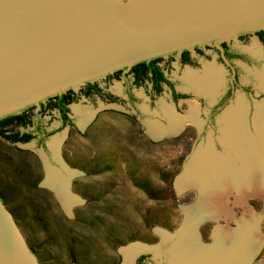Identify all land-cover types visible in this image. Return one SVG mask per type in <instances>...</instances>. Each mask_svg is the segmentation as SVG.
<instances>
[{"label": "rangeland", "instance_id": "obj_1", "mask_svg": "<svg viewBox=\"0 0 264 264\" xmlns=\"http://www.w3.org/2000/svg\"><path fill=\"white\" fill-rule=\"evenodd\" d=\"M229 83L177 91L188 96L184 101L175 102L170 92L138 100L135 106L126 103L73 116L72 126H63L61 119L44 123L52 131L47 149L35 140L11 146L0 139V151L53 264H135L140 256L146 258L140 264H174L171 250L184 232L187 245L193 240L195 247L206 249L230 242L228 231L238 238L248 227L262 243L255 246V237L246 242L253 251L246 264H264V198L236 204V195L227 192L229 215L201 218L202 194L185 183L186 168L198 152L203 156L212 145L215 155L228 154L221 144L228 112L245 107L248 128L258 133L264 78L241 80L246 90H237L214 120L209 119L210 107ZM167 111L180 120L195 117L197 124L186 119L178 133L171 134ZM156 127L167 133L155 137ZM261 169L264 176V165ZM50 173L66 178L70 194L79 200L71 210L46 183ZM23 176L36 189L25 188ZM164 235L170 241L165 242ZM133 246L146 251L131 260L127 251ZM232 264H240L239 258Z\"/></svg>", "mask_w": 264, "mask_h": 264}, {"label": "water", "instance_id": "obj_2", "mask_svg": "<svg viewBox=\"0 0 264 264\" xmlns=\"http://www.w3.org/2000/svg\"><path fill=\"white\" fill-rule=\"evenodd\" d=\"M262 30L264 0H0V119L71 89L70 117L129 103L127 81L112 74L160 57L176 91L231 82L223 43L248 57L235 62L240 80L264 78ZM185 50L190 64L180 61ZM128 79L137 101L171 92ZM87 83L115 102L86 97ZM40 117L60 120L55 109ZM7 185L17 187L0 151V264H53L18 188L7 195Z\"/></svg>", "mask_w": 264, "mask_h": 264}, {"label": "bare ground", "instance_id": "obj_3", "mask_svg": "<svg viewBox=\"0 0 264 264\" xmlns=\"http://www.w3.org/2000/svg\"><path fill=\"white\" fill-rule=\"evenodd\" d=\"M216 84L204 85V90L206 88H214ZM260 107L263 115L256 118L255 127L257 128L256 132H258L256 135L251 133L248 128L246 108L239 105L236 109L228 112L222 122L225 127L222 129L224 137L221 139V144L227 149L228 154L226 156L220 153V156L218 154L215 155L217 153L216 150L212 145H209L206 154L203 155L204 157L198 152L195 158L191 160L190 166L186 168V175L189 178L186 179L185 183L198 187L203 197L202 203H200L198 208L200 214L204 213L201 218L211 215L215 216L217 220L223 214L229 215L226 213L229 211V199L225 197L227 192H233L236 195V204L247 203V200L252 197L264 198V176L261 169V165H264V105H260ZM165 113H167L173 125L171 134H177L182 122H185L186 119H191L193 122L196 120L195 117L180 120L168 111ZM166 133L162 127H156L153 130L155 137H162ZM250 154L252 155L250 156ZM232 165L241 166L234 168ZM200 171H202V174ZM46 183H49L53 190L59 194L67 210H71L74 204L79 201L70 194L66 178L60 180L54 173H50ZM218 186L219 188L221 186L222 190L217 189ZM261 217H264V213L261 214ZM237 223L239 226L243 224L238 221ZM248 228L250 233L248 231L240 233L238 238L234 236L236 233L228 231L226 237L227 239L231 238L230 242L223 240L220 245L217 242L213 247L206 249L195 247L197 246L196 241L193 240L189 243L191 246L187 245L185 241L187 232H184L177 238L178 244L175 245L176 247L174 246L171 250L174 257L173 263L232 264L238 258L240 264L249 263L252 259L249 256L252 255L253 251L251 252V247H248L250 244H246V242L251 241L253 237H255V246L262 242H259L258 234H253L254 230L250 227ZM166 236L164 235V241H170V238ZM191 236L193 235L191 234ZM239 249L241 252L238 251ZM247 249L249 250L247 251ZM145 251L146 249L143 247L133 246L128 249L127 257L132 260L139 253Z\"/></svg>", "mask_w": 264, "mask_h": 264}, {"label": "flooded vegetation", "instance_id": "obj_4", "mask_svg": "<svg viewBox=\"0 0 264 264\" xmlns=\"http://www.w3.org/2000/svg\"><path fill=\"white\" fill-rule=\"evenodd\" d=\"M247 35H249V33H244V34H241L239 36L245 37ZM256 35H257L258 40L260 42L264 43V30L256 32ZM222 45H225L226 48H223ZM221 47H222V51H219L220 58L232 70V78H231V82L229 83L230 84L229 87H227L224 90V92L214 102V105H212L210 107V118L209 119L211 121H213L214 118L216 117V115L221 110H223V108L226 107L231 102V100L233 99V97L235 95V92L237 90H239V89H245L246 90L245 86H243V84L241 83L239 69L235 65V62L238 61V62H242V63H247L248 62V57L246 56L245 53H243L241 51H238V50H235V49H232L227 43L221 44ZM195 50L196 51H200L201 47H196ZM184 52H188V57H189V61L188 62H184L183 61ZM184 52L180 56V61L182 63H189L190 64L191 63V58H190L189 50H185ZM174 54H177V53H174ZM174 54H171V55H174ZM157 59H160V61L157 62V63L160 66L161 72L163 74V77L166 80H165V82L164 81H158L157 84H156V82L153 79L154 78L153 74L151 72H149L148 73V78L145 79V81L146 80L150 81L151 88H152L153 92L155 94H160L163 91V88L166 86L171 91V95H172L173 100L175 102H179L180 100H183V101L187 100L188 99L187 95L180 94V93H178L176 91L173 83L169 80L165 70L161 66V62H162L163 57H160V58H157ZM133 68L134 67H132L131 69H122V70L114 72L112 75L115 76L116 79H125L127 81L128 88H127V91H126V96H127L128 102L131 105L135 106L137 99H136V97H135V95H134V93L132 91V88H131V85H130L131 81H130V79H128V76L132 75L133 76L132 83H135V73L132 72ZM120 71H122V72L118 73ZM145 81H143V82H145ZM89 85L96 86L99 89V87L97 85H94V84H91V83L90 84H86V88H85V90L83 92L84 95L86 97H89L92 94H96L97 96H99V94L96 91H92L91 94H89V95L86 94ZM136 85H138V84H136ZM158 87H159L160 91L158 90ZM102 93H103V91H102ZM64 95H70L71 98L74 99V101L76 100V94L74 93L73 89L65 92ZM59 96H61V95H59ZM103 96H105V97H103ZM103 96H100V97L106 99L108 102H111V101L115 102L114 98L108 97L104 93H103ZM68 101L63 102V104H62V106L64 108H66V110H67L68 121L65 120L62 110L61 109H58V110L56 109V112H58V114L60 115V119H61V122H62L63 126H72V121H71V118H70V115H69V107H70L71 104L68 105ZM53 102H54V99L51 97V98H48V99L42 101L39 105H32V106H29V107L21 110L18 113H15V114H17L18 116H20L22 118L24 116H27L28 117V122H30V123L29 124L25 123V124H22V125L17 123V124L11 125V126L5 128L6 133L8 135L19 133L20 136L27 135V134L31 135L33 137V139L31 141L35 140L37 142L38 146L42 147L43 149H47V145H46L47 139L51 135L52 131L50 130V128L47 125H45L42 122L40 115L45 113L46 111H49L51 109L50 107H51ZM193 123L197 124L196 122H193ZM19 127L23 128L24 131L23 132L16 131V129L19 128ZM19 144H21V143H17L14 146H17ZM145 259L146 258H144L143 256H140L136 260L135 264H140V263L144 262Z\"/></svg>", "mask_w": 264, "mask_h": 264}, {"label": "trees", "instance_id": "obj_5", "mask_svg": "<svg viewBox=\"0 0 264 264\" xmlns=\"http://www.w3.org/2000/svg\"><path fill=\"white\" fill-rule=\"evenodd\" d=\"M222 47L226 48L225 45H222ZM159 61H160V59L156 58V59H153L150 61H145V62L134 65L132 72L135 73V84H139V83H142L143 81H145V79L148 78L149 72H151L153 74V76H154L153 79L156 82V84L158 81H164L165 82L166 79L163 77V74L161 72V68L157 63ZM183 61L184 62L189 61L188 52H184ZM121 72L122 71H120L118 73H121ZM87 84H90V83H87ZM158 90L160 91L159 87H158ZM92 91H96L99 94V96H103V93L100 89H98L96 86L89 85L86 94L89 95V94H91ZM103 97H105V96H103ZM52 98L54 99V102L52 103L50 110L61 109L63 112V116H64L65 120L68 121L67 110H66V108H64L62 106V104H63V102H66L68 100H69L68 105L72 104L74 102V99L71 98L70 95H64V93L61 94V96L57 95V96H54ZM17 123L22 125L25 123L29 124L30 122H28L27 116H24L22 118V117L18 116L17 114H13V115H10V116H7V117L0 119V139L3 142H5L11 146H14L17 143L27 144L33 139V137L31 135H28V134L20 136L19 133L11 134V135H8L6 133L5 128H7L11 125L17 124ZM20 165H23V163H21ZM22 179L24 180L23 186L26 185L25 188H27L28 190L36 189V187H35L36 185H30V183H28V181H29L28 176H23ZM16 188L13 187L12 185L11 186L7 185V187L5 188V192H6L5 194L8 195L9 193H14ZM6 197L7 196L0 194V200L5 206H7ZM10 213L13 215L14 218L16 217V215L13 211H10ZM30 251L32 252L33 255L35 254L31 249H30Z\"/></svg>", "mask_w": 264, "mask_h": 264}, {"label": "clouds", "instance_id": "obj_6", "mask_svg": "<svg viewBox=\"0 0 264 264\" xmlns=\"http://www.w3.org/2000/svg\"><path fill=\"white\" fill-rule=\"evenodd\" d=\"M245 210H247V209H245ZM225 219H226V222H227L229 218H228V217H226Z\"/></svg>", "mask_w": 264, "mask_h": 264}]
</instances>
